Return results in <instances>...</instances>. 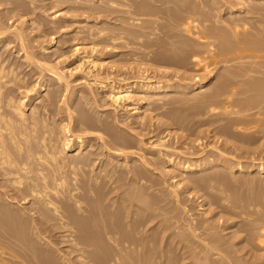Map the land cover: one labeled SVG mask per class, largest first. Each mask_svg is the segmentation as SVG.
<instances>
[{
    "label": "bare ground",
    "instance_id": "6f19581e",
    "mask_svg": "<svg viewBox=\"0 0 264 264\" xmlns=\"http://www.w3.org/2000/svg\"><path fill=\"white\" fill-rule=\"evenodd\" d=\"M73 1H74L73 5H71L67 9L68 10L67 15H69L70 13L74 14V15L72 14L71 18L66 19L67 15L65 17V14H66L65 12H64L65 14L63 16V12H57L56 11L55 13L52 14V19L48 20L46 22L47 24L42 20L43 21L42 23L45 27L47 25L49 28L52 29V31H53L52 34L53 33L58 34L57 32H62V30H64L65 27H67L68 25H72V22L75 21L73 18L76 17V14L78 16L80 15V17L85 16V19L80 21L82 24H84V22H87L86 20H88L91 17H92L91 19H94V20L95 19L101 20L104 17L110 18V16L111 17L113 16V18H114L113 14H115V13H118V15L119 14H122V15L127 14V17L129 16V18L126 17L127 22H128V20H130L131 21L130 23L134 24L137 22L139 24L140 21L142 20L143 16H145V18H147V17H152L155 15L153 13L155 11L152 12L153 9L150 10L151 9L150 8L151 3L147 2V0H98L96 3L97 5H95V4L89 5L88 4L89 2H86L88 0H73ZM149 1L151 2V0H149ZM174 1L176 2V0H174ZM191 1H193V0H191ZM231 1H228V3H230ZM235 1L236 2L240 1L239 3L234 2L235 3L234 5H237V4L241 5L240 7H242V8L244 6V9L246 12L244 10L242 12V9L240 11L234 10V7L237 8L238 5L234 6L233 3H231V5L227 9L226 15H231L232 17H234V15H236L237 13H239L241 15L243 13H250L253 16L254 15L257 16V18L259 16L264 18V4H263L264 0H235ZM23 2L24 1H22V0H0V7H2L3 5H6V8H3V9L1 8V10H0V51H1V49H5V48L8 50V47H10V45L15 44L11 50H13L14 48L17 49L18 50L16 52L17 55L21 53V55H22L21 59H23V63L22 62L21 63L10 62L8 60V58H3L2 56H0V250L3 253L2 255L0 254V264H2V263L6 264L7 262L9 264H13L12 262L10 263L9 260L6 261L2 258V256L9 257V255L8 256H7V254L5 255V253H6L5 251L7 249L9 250V251L7 250V253L10 252L11 253L10 256L13 257V258L10 257V261L13 259L16 260V261H13L14 264H171L173 261L171 262L172 258L170 260L171 254H169L168 249L166 248L167 246L165 247V246L161 245V243L164 241L163 240L164 235L168 231L170 226L164 225L165 226L164 227L162 225L163 228H161V230H159V231H158L159 228L156 229L157 231H155L154 230L155 227H154L153 228L154 232L152 231V227L150 226V224L153 225L152 223L156 222L155 220H157L156 219L157 215H155L154 211L157 212L156 210L158 209V207H157L154 210L153 205L158 206L160 204L158 203L159 200L157 203H153V202H150L151 199L150 200L147 199L146 196H147L148 190H151L153 188L150 185L152 182L151 183L148 182L149 185H146L145 183H147L148 180L144 177H147V176H144L145 174H143V172H142L143 170L142 171L140 170L141 168L140 169L137 168L140 166L142 167V165H144V166L146 165V167L149 166V165L145 164V163H149V161L147 162V160H146L147 159L146 157H148V156H146V157L144 156L145 158H143L141 155H139V157L140 156L142 157V158H140V160L143 159L144 162L141 161L142 165L140 163V166H137L139 163L136 165V162H138V161H136V157L133 156V155H135V153H132L134 151V147L132 144L133 142L130 140L129 137H128V139H129L128 140L125 138V136H122V135L120 136L118 134L119 132L117 133L115 131L116 129H118V127L115 128V125H114L117 122L116 120H115V123L112 121L109 122L107 119L104 120L103 117H102L103 119L101 118L102 120H97V121L92 120L91 118H89L87 116V114L85 112L86 110L84 112H82L81 110L84 108H82L80 110L79 106H77V107H79V109H77L76 111L80 110V112H77L78 113L77 116L73 115L74 106L71 104L73 106V107H71L70 104H68L70 102V100L67 103V99L65 97L66 95L64 96V92H63V91H68V89L71 88L70 82L68 81L67 76L65 74V69L67 68V66L66 67L61 66V65H63V63H65V64L67 63L66 53L69 52L70 49L68 51L66 50L67 52H65V50H63V49H59V50L54 49L55 51H52V48L55 47V46L54 47L51 46L52 44L55 43L54 34L51 36L50 44L48 47L41 46L42 42H40L41 44L36 45V41H39L37 39L39 37V36H37V34L30 42V40H29L30 38L28 37L29 35L27 36V34H25L26 29L23 30V29H20V27L17 28L15 26V24L17 23V26H19L18 22H17L18 20L17 21L14 20V22L12 20L14 18L16 19V17H18V19L21 20L25 16L27 17L28 15H32V13H35V11H36V10L34 11V7H35V9L38 8L35 6L33 1L30 2L29 5H27L26 3H23ZM156 2H159V0H157ZM171 2H172V0L169 3H171ZM175 2H172V3H175ZM186 2L193 4V2H189L188 0ZM91 3H92V1H91ZM177 3H178V1H177ZM196 3H197V1H196ZM163 4H164V2H163ZM181 4H182V2H181ZM181 4H177L175 6L179 7ZM213 4L217 5V3H215V2ZM260 4L261 5L263 4V5L261 6ZM8 5H11V8H8ZM167 5H168V2H167ZM167 5L164 4V6H167ZM222 5L224 6V4H222ZM26 6H27V8H26ZM148 6H150V7L147 8ZM188 6L190 7V5H188ZM156 7H158V6H156ZM162 7H163V5H162ZM181 7H185V5L181 6ZM219 7H220V5H219ZM167 8H169V7H167ZM221 8H217V10L216 9H214V10L218 11L220 14V12L222 11ZM166 9H165V11L164 10L163 11L166 12ZM182 9H184V8H182ZM186 9H187V7L185 8V10ZM44 10H42V11L44 12ZM168 10H167V15H166V13L161 11L162 15L164 13L168 17V15H169ZM192 10H193V7L191 9V12H192ZM188 11H189V9H187L184 12L188 13ZM120 12H122V13H120ZM161 12H159V13H161ZM174 12H176V11H174ZM174 12H173V15H174ZM180 12H182V11H180ZM45 13H46V11H45ZM159 13L157 12V15H159ZM189 13H190V11H189ZM170 14H172V13H170ZM219 14H218V16H219ZM221 14H222V12H221ZM172 16H170L169 18H171ZM178 16H180V18H182V22H180V23L182 24V27H183L182 28L179 24L178 26H180L182 28L179 31L184 30L185 31L184 33H187V35H190L192 38L194 37L193 39L195 41L192 38L189 39L190 36L188 37V39H186L185 36H187V35L186 34L183 35L184 40L186 39L187 41L182 40V47L178 48L179 51H177V48H176V51H175V49L173 51L172 50L173 46H171L172 49L169 48V49L164 50L163 47H165L167 45V42L163 41L164 43H166V44H164L162 41H158L159 38L157 39V41L156 40L151 41V42L147 41L148 43L151 44V46L153 45L152 48H154V45L158 47V49L156 51H153L154 56L153 57L151 56L152 57L151 60L156 62V63L167 64V67H168V64L172 65L173 61L175 62L176 59H178V61H179V60L183 59V56L185 58L184 61L182 60L179 63H181L180 65H182V62H183V64H185L184 62H186L185 60H187L186 58L188 57V58L193 59V61H195L196 67H201L203 69V71L208 72L210 74V76L213 75V74H211L213 71L212 70L213 66L216 67L219 62H221V61H226L227 63L232 62L231 60L233 58H231L230 60L225 58L228 55H229V57L232 54H233L232 55L233 57L236 55L235 57L238 58V60H240V59L241 60L245 59L246 61L249 59H250V61L253 60L252 62L249 63L250 64L249 66L245 65L246 66L245 67L244 65H242L243 66L242 67L241 65H239V66H241V67H238L239 69L236 67L238 69L237 71L239 73H240V71H239L240 69L243 68L242 70H244V71H241L240 75L236 74L238 72L235 73V71H233V74L235 73L236 76H234L235 74L234 75L232 74L231 68L229 66L228 67L226 66L227 68H230V73L228 72L229 71L228 70L227 71L228 74L226 75L224 82L222 80L223 84L220 87V84H221L220 83L219 84L220 89H219V87L217 89H219L218 91L221 90V92H223V90H225V88H228L229 85H231V87H232V88H230V86H229L230 91L228 90L230 92L229 93L230 96L227 95L225 91L223 92V93H225V95L228 96V99H226L227 100L226 103H223L224 106L223 105L221 106V107H224L221 109H225L222 111H224V113L226 111L225 114H227L229 116V113L231 111L227 112V111H229L227 109H228L230 104H232L233 108L238 107V106L240 109L242 108L243 105L241 103L242 102L241 99H236V98L234 99L233 98V103H230V102L232 101L231 99H232L233 95L234 96L237 95V91L241 88V85L240 86H238V85L241 84L245 80L244 76H247V78H248V76H250V78H248V80L246 78V80L248 81L247 85L249 84V81H251V84L253 86H249L250 87L249 89L247 88L248 91L245 93L246 97L243 96L244 98H246V100L244 99L243 102H248L250 100L253 102L252 97H255V99L257 98V102L260 100V102H259L260 105H258V103H254V102H253L254 103L253 105H255V104L258 105V106H256V108L257 109L259 108V110L257 111V109H255L256 110V112H255L254 109L253 110L251 109L252 111L255 112V114L252 115V113H251L250 116H249V114H247L249 118L244 116L246 114H242L244 117L242 115H238V113L239 114L241 113L239 111L236 114L234 112H231V114L234 113L235 116L236 115L239 117L242 116V118H237L234 116H233L234 118L229 117L230 118L228 120L229 123H228V126H226V128L229 129V125H230V127H236L237 128L236 130L242 131L243 133L240 132L241 134H239V135H240V137H242L241 138L242 141H245L248 144H252V143H255L257 141L259 142V140L264 141V139H263V137H264V118H263L264 117V62H261L262 60L259 62L257 61L258 59L264 60V53H263L264 52V46L258 47V48L256 47L255 49H253L250 47V41H247V40L243 41V39H241L242 43L234 41L235 43L240 44V47L237 45V47H239V48H237V49L235 48L236 51H234V52H231V50L235 47V45H236L235 43H234L233 47L231 46L232 47L231 50H229V44L228 45L226 44V46H225L226 48L223 47V48L219 49V47H220L219 45L216 44L217 45V47H216L214 42L212 43V41H214L212 39L216 34L215 30H213L214 28L213 29L209 28V29H211L210 33H206L205 30L204 31L201 30L202 25L200 23L201 22L206 23V21H207L206 18H205L206 20L200 22V21L192 18V17L195 18L194 14L192 15V17H190V16L188 18L186 17L187 19H185V16L181 17L180 14ZM178 16L175 15V17H177V19H178ZM199 16H200V14H199ZM206 16H207V14H206ZM212 16H213V13H212ZM253 16H252V18H253ZM116 17H118V16H116ZM139 17H141V18L139 19ZM240 17H242V19L237 18V17L232 18V19H227L229 17L226 18L225 16L223 18L224 21H227V22L229 21L230 23L234 24L232 26V25H229L230 23H227V25L232 26V27H230V30L233 31V33H231V34L234 35V40H236L237 36H239L240 34L242 36V33H244V34H246V36L251 35V37L252 36L255 37L256 38L255 40L257 42L258 41H264V32H263L264 29L262 27L263 26V22H262L263 19H261L262 23H260V26L262 27L263 30H261L260 26H259V28L257 26H254V30H252L253 32L250 31V33H249L248 29H250V28H248V27H252L251 26L252 24L250 23L251 21L247 22L244 20H246V19L249 20L252 18H249L250 15H248L247 17L245 16V18L243 17V15ZM123 18L124 17L122 16L121 19H123ZM126 18H125V20H126ZM209 18H210V16H209ZM211 18L213 19V17H211ZM215 18H216V16H215ZM149 19H152V18H149ZM160 19L161 18H159V20ZM254 19H252V20H254ZM24 20H26V18ZM24 20H23V22H24L23 25L31 22V24H30L31 26H29V30L30 29H31V31L36 30V32L40 33L41 23H40V25H38L37 27L34 28V26L36 24L35 19H31L30 21H28V20L24 21ZM175 20H176V18H175ZM180 20H178V21H180ZM218 20L219 19H217V20L214 19L213 21H218ZM10 21L13 23H11ZM141 22H143V20ZM170 22H172V21H170ZM207 22H209V21H207ZM147 23H149V20ZM152 23H153V21H152ZM252 23H253V21H252ZM174 24L172 25L173 27H175ZM87 25H89L88 26L89 28L85 27ZM87 25L85 24L83 26L86 29L84 28L83 29L84 31L81 32L84 34L83 38L85 40H83V41H86V42H87V40L90 41V39L93 40L94 38L95 39H101V40L106 39V41L108 40V43H110L109 41H111L112 43H114L116 41L120 42L121 40H124L123 36L125 33H126V35H128L127 32H129V35L131 34L130 33L131 31H128L125 28L124 29L127 30V32L123 33L122 29H121L122 31L118 29L119 32L121 31V33H117L118 30L116 31L114 29V31H116V33H115L113 31L112 32L109 31V28L111 27L110 25H109L110 27L108 29L105 28L106 26L102 27L101 24H100L101 27H96L94 24L92 27L91 26L92 24L90 25L88 23H87ZM143 25L144 24H142L141 26L144 29L145 27ZM147 25H149V24H147ZM162 25H164V24H162ZM203 25L205 26V24H203ZM167 26L170 27L171 25L167 24ZM178 26L176 24V27H178ZM204 26H203V28H204ZM153 27H155V26H153ZM165 28L167 29V27H165ZM51 29H49L48 31L50 32ZM155 29H157V28H155ZM163 29H164V27H163ZM168 29H171V28H168ZM80 30L81 29H79V31ZM175 30H178V29L175 28ZM48 31L44 29V31H42L41 33L45 36V33ZM206 31H209V30H206ZM43 32H45V33H43ZM172 32L173 31H171L169 34H171ZM79 33L80 32H77L75 34V36H79L80 35ZM133 33L135 34L136 31ZM142 33L143 32L138 34L140 39L143 38L140 36V34H142ZM219 33H220V31L218 32V35H219ZM166 34H168V33H166ZM174 34H175V32H174ZM174 34L167 35L168 38H166V39H168V40L172 39L173 40L176 37H178L177 35H174ZM132 35H130V36L132 37ZM146 35H147V33H146ZM148 35L150 36L151 34H148ZM157 35H159V34H157ZM218 35H217V37H219ZM224 35H226V34L224 33ZM227 35H229V36H227V38L232 37V35L230 36V33ZM62 36H64V35H62ZM82 36H81V38H82ZM220 36H221V34H220ZM126 37L127 36H125V38ZM136 37H138V36L136 35ZM221 37L224 39L223 36H221ZM86 38H89V39H86ZM128 39H127V41H128ZM208 39H210L212 41L209 43H205V41ZM231 39H233V38H231ZM246 39H248V38H246ZM168 40H166V41H168ZM226 40H225V42H226ZM95 41H97V40H95ZM172 42H170V43H172ZM176 42H177V40H176ZM67 43H69L68 40H67ZM99 43L100 42H98V44ZM125 43L126 42H123V45H125ZM180 43H181V41H180ZM229 43H230V45L233 44V43L231 44V41ZM37 44H38V42H37ZM121 44L122 43H120V45ZM144 44H146V43H144ZM174 44L176 46V44H178V42L174 43ZM257 44H259V43H256L255 45H257ZM109 45H112V44H109ZM195 45H200L201 47L203 45L205 46V47L203 46L205 48V50H204V48L203 49L201 48V50L204 51V52L202 51L203 54L200 52L201 51L200 46L195 47ZM148 46H150V45H148ZM115 47L117 48L118 46H115ZM129 47H130V44H129ZM140 47H141V45H140ZM198 47H199L200 55L198 54V51L195 50ZM252 47H253V45H252ZM148 48H146V49H148ZM161 49H162V51H160ZM80 50L81 49H79L78 47L73 49V52H74L73 54L74 55L77 54L78 52H80ZM84 50L86 51V48ZM140 53H142V52H140ZM201 54H202V56H201ZM138 55L140 56V54H138ZM150 55H153V54H150ZM139 56H138V58H139ZM91 58H94V57L87 55L86 57L80 58L81 63L80 62H77V63L78 64L80 63L81 67H82V64H86V61L90 62L92 65L93 64L95 65L96 64L95 62H97V61H95L94 59H91ZM145 58H148L147 55ZM135 60H137V58ZM238 60L236 59V61H238ZM140 62L143 63V61H139V63ZM233 62H234V60H233ZM90 63H89V65H91ZM147 63H145V64H147ZM177 64H178V62H177ZM25 65L29 69L30 74L31 73L33 74L32 79L33 78L35 79L34 85L30 82L32 80H30L28 78L29 76H27V74H25L26 72L25 73L23 71L20 72L21 67L23 68ZM170 65H169V68H171ZM68 66H69V64H68ZM83 67H82V69H83ZM27 68H24V69L27 70ZM162 68L165 69V67L161 66V69ZM82 69H81V71H82ZM168 69H166V70H168ZM178 69H180V68L178 67ZM220 70H222V69H220ZM90 71H91V68H90ZM90 71H87L86 74L90 75ZM176 72H178V71H176ZM253 72H255L256 76H260V77H255V75L251 76L254 74ZM45 73H47V74L44 76ZM249 73H251V75H249ZM175 74H177V73H175ZM183 74H184V72H183ZM221 75H223V73ZM237 75L240 77H238ZM184 76H185V74H184ZM242 76L244 78H242ZM48 77H49V79H48L49 84H50V81L52 84L47 86V85H45V82H46V84L48 83L47 82ZM105 77H106V75H105ZM236 77H238L240 80H241V78L244 80L241 83L239 80H238L239 82L237 81V83H235L236 79H238ZM179 78H181V77H179ZM94 79L95 80H93L94 81L93 84H96V83L103 84V82L106 83V81H108V78L107 79L106 78L101 79V76H96ZM195 79H196V77H195ZM39 80L40 81L42 80V83H40ZM141 80L142 81L139 84L137 83L136 86L135 85L131 86V84L130 85L124 84V86L122 85L120 87L118 86V88L117 87L115 89L113 88V91H111V97H112V100H113L112 102L114 103V105L119 106L122 102H125L128 100L130 101V99L134 96V95L132 96V94L134 92L143 94L146 97V95H149V94H164V93H168V92H181V91L183 92L184 90H187V89L189 90V89L193 88L192 86L189 88H184L183 86H176V85L174 86V85L164 84V83H162V84L159 83L156 86H154V85H152L153 84L152 80L149 79L148 77L142 78ZM200 80H201V78H200ZM234 80H235V82H234ZM197 81H196V84H197ZM121 82H122V80H121ZM161 82H162V80H161ZM198 83L202 84L205 82L199 81ZM201 84H198L197 86H195V88H193L192 91L198 89ZM244 84L242 83L243 88H245ZM37 86H40V88L41 87H48V89H49L48 94H51V96L48 97V105L46 106V104H45V106H44L45 107L44 110H47V112L42 113V112H40L38 106H33V104H31V109L29 108L31 112L29 113L30 115H28L27 107H28V104H30V102H31V101L29 102L28 98L30 95L33 94V92L38 93V92H36ZM98 86H99V84H98ZM13 87H15V88H13ZM15 90L16 91L24 90V92L22 93V91H21L22 94H20L21 96L18 97L14 94ZM218 91H217V93L219 94L220 92H218ZM242 91H243V89H242ZM249 92L251 93L250 94L251 96L247 97ZM61 94H63L62 96H64L63 99H61V97H62V96H60ZM239 94L243 95V92L239 93ZM78 95H80V94H78ZM212 96H215L214 99L216 100L217 96L215 94H213ZM208 97H209V95H208ZM219 97L222 99L223 95L221 97L219 94ZM219 97H218V100H219ZM236 97H240V96H236ZM258 97H260V98L258 99ZM32 98H30V99H32ZM83 98H84V96H83ZM83 98L81 100H83ZM38 99H39V97L35 98V100H38ZM59 99H61V100H59ZM70 99H72V98H70ZM73 99H72V101H73ZM221 99H220V102H221ZM57 100H59V102L63 100V102L65 103V106L64 105L63 106L66 109L62 108V106H61V108L64 109V111H65V112L62 111V113H66V111H67V116H66L67 118L64 120V121L67 120V123H66V125L62 124L64 122L63 121L62 123L57 125V127L56 126L53 127L55 124L54 125L51 124L50 122H48V120H46V118L49 115V118H51L53 116L52 119H54L57 115H60L59 114V113H61L60 109H59L60 112L58 114H55L57 112L54 111V110H56L55 108L59 105ZM132 100H133V98H132ZM26 101H27V103H26ZM234 101H235V103H234ZM249 103H251V102H249ZM225 104H229V105L226 107ZM245 104L248 105V103H245ZM200 105H202V104L200 103ZM251 105H250V108H251ZM211 106L213 107L214 105L211 104ZM211 106H209V110H210ZM75 107H76V105H75ZM244 107H245V105H244ZM217 108H218V106H217ZM246 108H243L244 112H248L247 111L248 109L246 110ZM253 108H254V106H253ZM206 109H208V108H206ZM137 110H139V109H136V111ZM214 110H216L215 107H214ZM42 111H43V109H42ZM233 111H235V110H233ZM249 112H250V110H249ZM221 113H219V116ZM216 116H218V114H216ZM222 118H224V117H222ZM99 119H100V117H99ZM108 119H109V117H108ZM227 119L228 118H226V120ZM62 120H63V118H62ZM49 121H50V119H49ZM226 125H227V123H226ZM224 128H225V126H224ZM227 129L224 130L225 133H226ZM216 130H217V128H216ZM221 130L222 129H220V132H221ZM227 137H228V135H227ZM233 140H236V139H232V142H233ZM93 141H95V142L98 141V147L91 145V143ZM137 141H138V139H137ZM75 142L77 143L76 145H75ZM160 142H161V140H160ZM158 144H159V141H158ZM158 144H157V146H159ZM234 144H235V142H234ZM244 145H247V144H244ZM259 145L261 146V143L260 144L258 143L257 146H259ZM134 146H135V144H134ZM140 146L141 145H139V147ZM89 147H91V148L96 147V150L85 152ZM132 147H133V149H132ZM162 147H164V145H162ZM259 147H256V148H259ZM263 147H264V144H263L262 148ZM143 148H144V150H146L145 147H143ZM136 149H138V148H136ZM139 149H141V148H139ZM215 149L217 150V148H215ZM97 150H99L100 152L97 153ZM256 150H258V149H256ZM256 150H254L256 152L255 154H258ZM128 151H132V152L130 153ZM70 152H72V153L76 152V154H73L70 156V154H69ZM259 152H261V151L259 150ZM252 153H254V152H252ZM218 154H223V153L219 152ZM259 154H262V153H259ZM142 155H144V154H142ZM170 155H172V154H170ZM131 156L133 157V160L130 159L132 161L128 162L127 159L130 158ZM164 156H166V155H164ZM173 156H174V154H173ZM219 156H221V155H219ZM222 156L217 158L216 160H213V161L212 160L211 161L206 160L205 161L206 163L204 162L201 164H199V163L193 164V161H191L192 163L191 162L183 163L184 161L181 163L180 161H177V157L175 156L176 160L173 159L174 157H171L170 163L174 168L181 170V176H185V177L188 176L189 180H190V177H192L193 178L192 181H194V175L195 176H197V174L203 175V173H205L209 170L215 169V167L227 168L231 173L235 174L236 178L233 177L235 179V181H237L236 179H238L237 177L239 174L245 175L246 176L245 178H247L248 175L249 176L250 175L251 176L252 175H256V176L259 175L260 177H262V175H264V162L263 163L261 162V164L259 163V165L257 164V166H255V165L250 166L251 164L247 165V166H245V165L243 166L240 163L236 164L234 162L235 164H233V163H231L232 161H230L231 159H227V158L222 157ZM121 157L124 160V162L122 164H120L119 168H126L125 171L118 170V168L116 167L117 165H115V162L116 163L120 162L118 160ZM104 158H109V160L107 161V159L105 160ZM98 160H99V163L103 162V164H105V166L101 165V167H100L99 166L100 164L97 163ZM151 161H152V163H149L151 165V166H149L150 168H152V166L155 165V162H153L152 159H151ZM134 164H135V166H134ZM118 166H119V163H118ZM146 167H145V169H146ZM99 168H100V170H99ZM127 168H129V170H127ZM215 171H217V169ZM222 171H224V169ZM146 172H149V171H146ZM220 172L218 173V175H220ZM144 173H145V171H144ZM163 173H165V172H163ZM175 173H176V171H175ZM177 173L180 174V172H177ZM227 173H229V172L226 171V174ZM129 174H131L129 181L131 180L133 182H136L137 184H139L141 186V188L144 187V188L148 189L151 186L150 187L151 189H148L146 192V196H145L146 198L144 196H142L141 193L139 194V192L137 191L139 189H132V191H131L130 188H132V182L130 184L131 185L130 188L126 187L128 189L126 191H129V189H130L131 192L129 191L130 193L127 196H125V197L123 196V195H125V193L123 192L125 186L123 188L122 185L127 183L126 181L128 179L126 177L129 178ZM214 174H217V173L215 172ZM116 175H118V176H116ZM230 175L232 176L233 174H230ZM181 176L179 175V177H177V178H180ZM223 177H225V176L223 175L222 178ZM254 177L255 176H253L251 178L253 179ZM166 178H163L164 181ZM209 178H214V177L210 176ZM241 178L243 181L244 180L243 176ZM188 179L185 178L184 180H188ZM234 179H233V181H234ZM123 180L124 181L126 180L125 181L126 183L122 184ZM214 180L216 181V179H214ZM219 180H222V179H219ZM246 180L250 181V178H249V180L248 179H246ZM120 181H121V183L118 184ZM129 181H128V183H129ZM149 181H151V180H149ZM158 181L159 180H157L156 182H158ZM164 181H163V183L162 182H160V183L164 184ZM196 181H197V177H196ZM201 181H203V180L201 179ZM201 181H199V183ZM207 181L209 182L208 179H207ZM213 181L211 182V179H210L211 183L210 182L209 183L211 185L215 184V183H213ZM223 181L224 180H222V182ZM262 181H263V177H262ZM177 182L179 184V185L178 184L177 185L180 187L181 182L180 183H179V181H177ZM194 182L192 184H194ZM237 182H234V183H236V185H238L239 183H237ZM166 183L164 185H169L168 181ZM216 183H219V182H216ZM228 183H226L227 187H229L228 185H230V183H232V181L229 184ZM156 184L159 185L158 183H154L153 186H156ZM242 184H244V183H241L239 185H242ZM134 185L136 186V184H134ZM248 185H250V184H248ZM259 185H260V183H259ZM197 187H198V185H197ZM232 187L233 186H231V188ZM240 187L242 188V186H240ZM243 187H245V186H243ZM135 188H138V185ZM174 188H173V190H174ZM217 188H218V186H217ZM222 188L224 190H226L225 187H222ZM231 188H230V190L232 191L233 188L232 189ZM248 188H250V187H248ZM143 190H141V191H143ZM173 190H171L170 192H172ZM177 190H178V188H177ZM172 193H175L174 194L175 196L173 194H172V196L176 197L175 199H177L178 198L177 191L172 192ZM226 193H228V188H227V192L225 191V195H226ZM148 195L150 197V195H152V194H148ZM234 195H235V193H234ZM222 196H220L219 199L222 198L221 200L224 201L225 203L228 202L227 204L230 203L229 200H231V199H229V198L230 197L233 198L232 196L227 197V198H226V196H225V198ZM163 199H165V198H163ZM242 199H244V198H242ZM178 200H179V198H178ZM162 202H164V201H161V203ZM254 202H255V200H254ZM219 203H217V205ZM225 203H223V204H225ZM233 203L236 204L234 201H233ZM242 203H243V201H242ZM245 203H247L246 200H245ZM248 203L246 204L247 206H248ZM252 203H253V201H252ZM231 204H232V202H231ZM237 204H238V202H237ZM251 205H250V207H253ZM253 205H254V203H253ZM258 205L256 206V204H255V207H257L256 210H258V209H260V207H262L260 203ZM240 206H239V209L237 208L238 209L237 211L240 210V208H241ZM224 207H226V204ZM229 207H227V208H229ZM232 207H231V209H232ZM131 208H133V210H131ZM186 208L187 207H185L184 210H186ZM235 208L236 207H233V209H235ZM243 208L245 209V207H243ZM231 209H230V211H232ZM246 209H248V208L246 207ZM138 210L141 213H137L136 211H138ZM241 210L243 211V209H241ZM241 210H240V212H241ZM256 210H254V211H256ZM230 211H227V212L229 213ZM249 211H252L251 213H253V208H252V210L248 209V212ZM260 211H259V213H260V215H262ZM263 211H262V213H263ZM158 212H161V211L158 209ZM162 212H163V210H162ZM164 212H165V210H164ZM224 212L225 211H223V213ZM244 213L247 214L246 212H244ZM164 215H165V213H163L161 216H164ZM238 215H239V213H238ZM238 215H237V217H238ZM243 215H241V216H243ZM247 215L249 216L250 214H247ZM253 215L255 216V218H254L255 220L259 217L258 216L259 214L257 215L258 217H256L255 212L253 213ZM248 216L246 218H243V220L248 219L249 218ZM251 216L252 215H250V217ZM190 217L192 218L191 215L188 218H190ZM244 217H245V215H244ZM157 218H160V217H157ZM164 218H165V216H164ZM176 218L178 220V217L171 218V222L173 219L176 220ZM180 218H182V217H180ZM263 218H264V216H263ZM169 219H167V221H166L168 224L171 223L170 221H168ZM182 219H184V218H182ZM192 219H189V223H187L186 227H188V228H186L185 226L181 227L182 226L181 224H180V227L183 229L186 228L189 231L191 229V231L189 233L195 236L193 239L199 238L201 242L205 243V245H203V246H206L207 248L205 247V249H203V247H201L203 249V251L201 249L199 251L200 254H194V252H193V254H190V252H192V251H190V249H189L188 254L191 255L189 257H192L193 259L195 258V261L192 259L191 262L194 261L196 263L197 262L196 258L203 257V256H201V254H203L205 256V260H206L208 257H210L209 254L212 252H213V256L217 257V259L220 261V264L223 262V260L226 263H222V264H236V263L241 264V262L243 263V261H241V260L247 259L248 257H250V259L246 260V262H249L250 260L252 261L249 264H254L253 261L264 262V253L262 252L264 250V219H262L263 221L259 220L260 222L261 221L262 222H261V225H259L260 227L257 226L258 228L256 229L257 230L256 232L254 231L252 226H251L252 229L248 228L250 232L247 236L248 237L250 236L249 244H250V247L252 246V248L249 249L248 252H246V254L244 255L241 252V249H239V247H238L239 252H241V254H243L245 257L242 255L240 257H238L239 254L237 256L235 253H234L235 254V256H234L233 255L234 251H231L232 254H230V252L224 247V245L226 246L225 243H227V242L224 243V241H226V239L225 240L223 239L224 235L221 236V238H222L221 239L220 236L218 237L217 234H215L219 240L215 237V235H214L215 238L210 237L209 240H207L205 238L201 239V237L199 236L200 234H198V232L200 233V231H199L201 229L200 227H202V226L206 227V226L201 225L200 227H197L198 224L197 223L194 224L195 221H194V219L193 220ZM250 219H249V222H251ZM259 219H261V216ZM163 220H161L162 224L164 222ZM243 220H242V222H243ZM181 221L178 220L179 223ZM226 221H228V220H226ZM196 222H198V221H196ZM245 222H247V221H245ZM233 223H235V222H232V224ZM257 223H259V222H257ZM154 224H156V223H154ZM177 224L178 223H175L173 225H177ZM182 224H184V223L182 222ZM238 224H239V222H238ZM238 224L235 223L234 225L227 226V227H225V229L224 228L223 229L230 231L228 229L238 227ZM243 224H244V222H243ZM245 224H247V223H245ZM250 224H252L254 226L255 221L251 222ZM250 224H248V225H250ZM241 225L242 224L240 223V226ZM158 226L160 227V224ZM223 226H224V224H223ZM242 226L244 227V225H242ZM175 227H177V226H175ZM212 227H213V225H212ZM218 227H219V225H218ZM218 227H216V228L219 229L220 231H222L221 228H218ZM245 227L247 229V225H245ZM216 228H215V231H216ZM178 229L180 230V228H178ZM174 230H175V228H174ZM201 230H203V228ZM204 230H206V229L204 228ZM207 230L209 231V229H207ZM235 230L236 229L234 228V230H232V231L234 232ZM172 231H171V233H172ZM208 231H206V233ZM215 231L213 233L218 232V231H216V232ZM236 231H237L236 234L238 233L239 235L235 234V237L233 236L234 239H236V237L238 238V236H241V235L243 238V237H245L244 236L245 233H247V232H245L243 235L241 232L246 231V230L244 228L240 229V227ZM175 232H176V230H175ZM177 232L183 233V230H181V232H179V231H177ZM177 232L175 233V235L178 234ZM202 232H204V231H202ZM185 233L186 232H184L183 236H180L181 234L180 235L178 234L176 236V237H178L179 245L182 244V242L184 240H186V238H189V242L191 243L190 237H193V236H190V234L188 233L190 236V237H188L187 235H185ZM211 233H210V235L207 234L208 235L207 237L212 236ZM219 233L220 232H218V234ZM240 233H241V235H240ZM230 234L232 235L233 233L231 232ZM161 235H162V237H161ZM168 235L169 236L166 237L165 242H164V243H166V245L168 242L167 240L171 239V237H172L170 234H168ZM175 235L173 236V238H175ZM203 235H205V232ZM184 236L185 237L187 236V237L184 239ZM203 237H205V236H203ZM225 237H226V234H225L224 238ZM199 239H197L198 242H200ZM220 239H221V241L224 240V241H222L224 244H221ZM243 240L247 243L249 239L247 240L245 237V239H243ZM172 241H173V239H172ZM185 242H187V241H185ZM173 243L174 242H172L171 244L173 245ZM200 243H198L199 246L201 244H203V243H201V244ZM242 243H241V248L243 246ZM176 244H175V246H177ZM191 244H195V243H191ZM249 244H247V247H249L248 246ZM254 244H255V246H254ZM256 244L261 247V248L260 247H258V248H260L261 253H263V254H260V250H258ZM168 245H170V244H168ZM235 245H237V243ZM239 245H237V246H239ZM175 246H172V247H175ZM188 246H186V247H188ZM191 246H193V245H191ZM195 246H196V248H198L197 244ZM161 247L162 248L164 247V248L162 249ZM253 247H256L257 250L259 251V253H257L256 252L257 250ZM64 248H67L68 250H64ZM159 248H161L160 251H158ZM177 248L180 249L179 246ZM183 248H184V246H183ZM192 248L194 249V246ZM196 248H195V250H196ZM244 249L245 248H243V250ZM251 250H256L255 251L256 254H254V251H251ZM235 252H237V251H235ZM250 252H253L252 255L249 254ZM170 253H172V251H170ZM174 255H175V253H174ZM184 255H186V253ZM194 255H196V256L194 257ZM187 256L188 255H186V257ZM175 257L177 258L176 255H175ZM189 257H187V258H189ZM243 257H244V259H243ZM181 258L183 259L184 256L181 255ZM185 258L183 260H180V261L181 262L183 261V263H184V260H186ZM178 259H180V258H178ZM214 259H216V258H214ZM214 259L212 257V261H214ZM217 259H216V261H218ZM235 259H236V262H235ZM175 260H176V262H179L177 259H175ZM199 260H200L199 262H201L202 258L201 259L199 258ZM205 260L203 262H205ZM209 260H211V259L209 258L208 262H209ZM173 263H175V261ZM196 264H198V262ZM205 264H206V262H205ZM245 264H247V263H245Z\"/></svg>",
    "mask_w": 264,
    "mask_h": 264
},
{
    "label": "rangeland",
    "instance_id": "374dc122",
    "mask_svg": "<svg viewBox=\"0 0 264 264\" xmlns=\"http://www.w3.org/2000/svg\"><path fill=\"white\" fill-rule=\"evenodd\" d=\"M22 1H24L23 3H26L27 5H29V3L30 2H32L33 1V3L35 4V6L36 7H38V8H36L35 9V7H34V11H35V13H32V15H28L27 17L25 16L24 18H22L21 20L20 19H18V17H16V19L14 18V19H12L13 20V22H14V20L15 21H17L18 22V25L19 26H17V23L15 24V26L17 27V28H19L20 27V29H23V30H25V34H27V36L30 38H28L29 40H30V42H31V40L36 36V34H37V36H39L37 39L39 40V41H36V45H39V44H41L40 42H42V44H41V46H44V47H48L49 46V44H50V40H51V36L54 34V36H55V43L54 44H52L51 46H55L54 48H52V51H55L54 49H56V50H59V49H63V50H65V52H67L69 49H70V51L69 52H67L66 53V60H67V63L65 64V63H63V65H61V66H63V67H66L67 66V68L65 69V74H66V76H67V79H68V81L70 82V89H68V91H63L64 92V96L66 97V99H67V103L69 102V100H70V102L68 103V104H70V106L71 107H73L74 106V108H73V115L74 116H77V112H80V110L82 109V108H84V109H82L81 111L82 112H84L85 110V112H86V114H87V116L89 117V118H91L92 120H95V121H97V120H102L103 118H104V120L105 119H107L109 122H114L115 123V120L117 121L114 125H115V128H117L118 127V129H116L115 131L121 136H125V138L126 139H128V137L130 138V140L133 142L132 144H133V147H134V151L132 150L133 149V147H132V151H128V152H132V153H135V155H133L134 157H136V161H138V162H136V165L137 166H140V163H141V165H142V162L141 161H143L144 162V160L142 159V160H140V158H145L146 156H148V157H146L147 159V162L149 161V163H152V161H151V159L153 160V162H155V165H153L152 166V168H150L149 166H151L149 163H145V164H147V165H149L148 167H146V165L144 166V165H142V167L140 166V167H137V168H141L140 170L143 172V174H145L144 176H147V177H144V178H146L148 181H147V183L149 182V183H158L159 185H157L156 184V186H153V184L151 183L150 185L153 187L152 189L149 187L148 189H151V190H148V189H146V188H144V187H142L141 188V186L139 185V184H137L136 182H133V181H129V179H130V177H131V174H129V178L128 177H126L125 179L127 180H123V183L122 184H124V183H126V184H124V185H122L123 186V188H124V186H125V188H124V190H123V192L125 193V195H123L124 197L125 196H127L131 191H132V189H139V190H137L138 192H139V194L141 193V195L142 196H146V192H147V190H148V192H147V199L148 200H150L151 199V201L150 202H153V203H157L158 202V200H159V204L160 205H153V209L155 210L157 207H158V209L162 212V210H163V212L161 213V212H158V209L156 210L157 212H155L154 211V213H155V215H157V217H160V218H157L156 217V219L158 220H155L156 222H154V223H156V224H154V223H152L153 225H151L150 224V226L152 227V231H153V228H154V230L155 231H157L156 229H158V231L159 230H161V228H163V226L164 225H166V226H170V228L168 229V233L166 232L165 233V235H164V241L161 243V245L162 246H167L166 248L168 249V252H169V254H171L170 255V260H171V258H172V260H171V262L173 261H175V263H173V264H179L181 261L180 260H183L185 257H186V255H188L187 257H189V256H191V255H189L188 254V252H189V249H190V251H192V252H190V254H193V252H194V254H200V250L202 249L201 247H203V249H205V247L206 246H203V245H205V243L204 242H201L200 241V239L199 238H195V239H193L195 236L194 235H192V234H190L189 232L191 231V229H190V231L188 230V229H186V228H188V227H186L187 226V223H189V219H194V221H195V223L194 224H198V226L197 227H200L201 225H204V226H206V227H200L201 229L203 228V230H201L200 228V233L198 232V234H200L199 236L201 237V239H207V240H209L210 239V237H214V235L215 234H217V236L219 237L220 236V238H221V236L222 235H224L225 236V234H226V237L224 238V236H223V239L225 240L226 239V241H224V240H222V241H224V243L225 242H227V243H225L226 244V246L224 245V247L230 252V254H232V252L231 251H234L233 252V255L235 256V254L238 256V254H239V256L238 257H240L241 255L242 256H244L245 254H246V252H248V250L249 249H251L252 248V246L250 247V244H249V242H250V236L248 237L247 235L249 234V229L248 228H251L252 229V227H253V229H254V231L256 232L257 230V226H259V225H261V222L263 221L262 219H264L263 218V214H264V175H262V177H263V181H262V177H260L259 175H248L247 176V178H245L246 176L245 175H238V179H236L237 181L239 180L241 183H244V184H242V185H239V184H241L239 181L237 182V181H235V179L234 178H236L235 177V174L234 173H231L227 168H223L224 169V171H222L223 169L222 168H219V167H215V169H212V170H209V171H207V172H205V173H203V175H201V174H197V176H195L194 174V181H192L193 180V178L192 177H190V180L188 179L189 177L187 176V177H185V176H181V170L180 169H177V168H174L172 165H171V163H170V159H171V157H174L173 159H175L176 157H177V161H180L181 163L183 162V163H185V162H191V161H193V164H201V163H204L206 160L207 161H213V160H216L217 158H219V157H221L222 155V157H225V158H227V159H231L230 161H232L231 163H233V164H241V165H245V166H247V165H250V166H257V164L259 165V163L261 164V162L263 163L264 162V147L262 148V146H263V140H259V142L257 141V142H255V143H252V144H248V143H246L245 141H242V137H240V135L239 134H241V133H243L242 131H240V130H236L237 128L236 127H230V125H229V129H227L226 128V126H228V123H229V117H237V118H242V114H246V115H244V116H246L247 118H249L248 117V115L247 114H249V116H250V114L252 113V115H254L255 114V112H256V110L255 109H257L256 108V106H258V105H260L259 104V102H260V100L257 102V98L255 99V97H252L253 98V102L254 103H258V105H253L254 103L250 100V101H248V102H243V100L245 99L246 100V98H244V97H246V95H245V93L248 91L247 90V88L249 89L250 87L249 86H253L252 84H251V81H249V84L247 85V80H248V78H250V76H248V78H247V76H242V78H244V79H242L241 78V80L238 78V77H240V76H238V75H240L241 74V71H244V70H242V69H240L239 71H240V73L237 71L239 68L238 67H241L242 65H246V66H249L250 64V62H252V61H250V59L249 60H238V58H236L235 56V58L240 62H238V61H236V59L231 55L230 57H229V55L227 56V57H225L226 59H231V58H233L230 62L231 63H227L226 61H221V62H219L218 64H217V66L215 67V66H213V71H212V73L211 74H213V75H211L210 76V74L208 73V72H206V71H203V69L201 68V67H196V65H195V61H193V59H191V58H186L187 60H185L186 62H184L185 64H183V62H182V65H180L181 63H179V62H181L182 60L184 61V56H183V59H181V60H179L178 61V59H176V61L178 62V64H177V62L175 61H173V63H172V65H170V64H168V67H167V64H161V63H156V62H154V61H152L151 60V58L154 56V53H153V51H156L157 49H158V47L157 46H155L154 45V48H152L153 47V45L151 46V44L150 43H148L147 41H149V42H151V41H157V39H158V41H164V42H167V45L165 46V47H163V49L165 50V49H172V47L171 46H173V51H174V49H175V51H176V48H177V51H179L178 50V48H181L182 47V40L183 41H187L186 39H188V37L190 36V35H187V33H184L185 31L184 30H182V31H179V30H181L183 27H182V24L180 23V22H182V18H180V16H178L179 14L181 15V17H184L185 16V19H187L189 16L190 17H192V15L194 14V16H195V18L194 17H192L193 19H195V20H198V21H204V20H206L207 19V21H209V22H207L206 21V23H200L201 25H202V29L201 30H205V32L206 33H210V31H211V29H213V30H215V36L213 37V39L212 40H214V41H212V40H210V39H208V40H206L205 41V43H209V42H211L212 41V43L214 42V44H215V46L217 47V45H219L218 47H219V49L220 48H226L225 46H226V44L228 45L229 44V50H231L232 49V47L234 46V43L235 42H239V43H242V40L241 39H243V41L245 40H247V41H250V47L251 48H253V49H255L256 47L258 48V47H263L264 46V41H256L255 39V37H251V35H249V36H246V34H244V33H242V36H241V34L239 35V36H237V38H236V40H234V35L233 34H231V33H233V31H231L230 30V27H232L234 24L233 23H230L229 21L227 22V21H224L223 20V18H224V16L227 18V17H229V18H227V19H232V18H240V19H242V17H240V16H242L243 15V17L245 18V16L247 17L248 15H250V17L249 18H252V16L253 15H251L250 13H243L242 15L241 14H239V13H237L236 15H234V17H232L231 15H226L227 14V9H228V7L231 5V3H233V5L235 4L234 2H236L235 0L233 1H231V0H196L197 1V3H196V1L195 0H193V1H191V0H188L189 2H193V4L191 3H188V2H186L187 0H176V2L174 1V0H172V2H175V3H169L171 0H159V2H156L157 0H151V2L149 1V0H147V2H149V3H151L150 4V6H148L147 8H151L150 10H152V12L153 11H155V12H153L155 15L154 16H152V17H147V18H145V16H143L142 17V20H143V22H141L140 21V23L138 24L137 22V24L136 23H130L131 21L130 20H128V22H127V18H129V16L127 17V14H125V15H122V14H119L118 15V13H115V14H113L114 15V18L116 17V16H118V17H116L115 19L113 18V16L111 17L110 16V18L109 17H104V18H100L101 20H97V19H91V18H89L88 20H86L87 22H84V24H82L80 21H82V20H84L85 19V16L83 17V16H81L80 17V15L78 16L76 13V17H74L73 19L75 20L74 22H72V25H68L67 27H65V29L64 30H62V32H57L58 34H56V33H53L52 34V29L51 28H49L46 24V22L48 21V20H51L52 19V14L53 13H55L56 11L57 12H63V16H64V14H65V17H66V15H67V9L71 6V5H73V3H74V1L73 0H22ZM91 1H92V3H91ZM97 1L98 0H88V1H86V2H89L88 4L90 5H97L96 3H97ZM177 1H178V3H177ZM185 1V2H184ZM200 1V2H199ZM228 1H231L230 3H228ZM163 2H164V4H166L167 5V2H168V5L167 6H164V4H163ZM180 2V3H179ZM181 2H182V4H181ZM195 2V3H194ZM217 3V5H215V4H213V3ZM226 2V3H225ZM240 1H238V2H236V3H239ZM148 3V4H149ZM187 3V4H186ZM147 4V3H146ZM173 4V5H172ZM177 4H181L179 7H177V6H175V5H177ZM185 5V7H181V6H184ZM222 4H224V6L222 5ZM229 4V5H228ZM264 4V3H263ZM262 4V5H263ZM162 5H163V7H162ZM188 5H190V7L188 6ZM195 7H194V6ZM219 5H220V7H219ZM227 5V6H226ZM238 5V4H237ZM237 5H234V6H237ZM261 5V4H260ZM261 5V6H262ZM154 6V7H153ZM156 6H158V7H156ZM161 6V7H160ZM175 6V7H174ZM226 6V7H225ZM241 5H238L237 6V8L236 7H234V10H238V11H240L241 9H242V12H243V10L245 11V9H244V6H243V8L242 7H240ZM153 7V8H152ZM167 7H169V8H167ZM174 7V8H173ZM187 7V9H189V11H190V13H189V11H188V13L187 12H184V11H186L185 10V8ZM192 7H193V10H192V12H191V9H192ZM222 7V8H221ZM225 7V8H224ZM1 8L3 9V8H6V5H3L2 7H0V10H1ZM8 8H11V5H8ZM26 8H27V6H26ZM163 8V9H162ZM167 8V9H166ZM182 8H184V9H182ZM217 8H221V12H222V14H221V12H220V14H219V12L218 11H216L217 10ZM45 9V10H44ZM162 9V10H161ZM165 9H166V12H164L165 11ZM169 9V10H168ZM174 9V10H173ZM180 9V10H179ZM182 9V10H181ZM213 9V10H212ZM214 9H216V10H214ZM42 10H44V12L42 11ZM48 10V11H47ZM164 10V11H163ZM167 10H168V17L166 16L167 15ZM247 10V9H246ZM33 11V12H34ZM45 11H46V13H45ZM164 12V13H166V15L163 13V15H162V12ZM170 11V12H169ZM174 11H178L177 13L176 12H174ZM180 11H182V12H180ZM225 13H224V12ZM48 12V13H47ZM65 12V13H64ZM157 12L159 13V12H161V13H159V15H157ZM173 12H174V15H173ZM195 12V13H194ZM197 12V13H196ZM216 12V13H215ZM246 12V11H245ZM70 13V12H69ZM120 13H122V12H120ZM170 13H172V14H170ZM179 13V14H178ZM182 13V14H181ZM212 13H213V16H212ZM73 14V13H72ZM72 14L70 13L69 15H67V18L66 19H69V18H71L72 17ZM198 14V15H197ZM199 14H200V16H199ZM206 14H207V16H206ZM218 14H219V16H218ZM246 14V15H245ZM48 15V16H47ZM74 15V14H73ZM124 17L123 19H121L122 18V16ZM173 15V16H172ZM175 15L176 16H178V19H177V17H175ZM216 16V18L217 19H219L218 21H213L214 19L215 20H217L216 18H215V16ZM160 16V17H159ZM163 16V17H162ZM170 16H172L171 18H169ZM209 16H210V18L211 17H213V19L211 18H209ZM232 18H231V17ZM255 16V15H254ZM253 16V18L252 19H254V20H252V19H246V20H244V21H247V22H250L252 25V27H248V28H250V29H248V31H249V33H250V31L251 32H253L252 30H254V26H257L258 28H259V26H260V23H262L263 22V29H264V18L263 17H261V16H259L258 18H257V16H255L254 17ZM51 17V18H50ZM127 17V18H126ZM187 17V18H186ZM200 17V18H199ZM26 18V20H24ZM30 18V19H29ZM107 20H106V19ZM118 18V19H117ZM125 18H126V20H125ZM141 17H139V19H140ZM149 18H152V19H149ZM159 18H161L160 20H159ZM168 18V19H167ZM175 18H176V20H175ZM204 18V19H203ZM206 18V19H205ZM31 19H35L36 20V24H35V26H34V28L35 27H37L38 25H40V23H41V30H40V33L39 32H36V30L35 31H31V29L29 30V26H31L30 24H31V22L30 23H28V24H25V25H23V20L24 21H30ZM121 19V20H120ZM170 19V20H169ZM172 19V20H171ZM181 19V20H180ZM184 19V18H183ZM203 19V20H202ZM261 19H263V21L261 20ZM46 23H44L45 25H46V27L43 25V21ZM147 20V21H146ZM148 20H149V23H147L148 22ZM157 20V21H156ZM162 20V21H161ZM165 20V21H164ZM167 20V21H166ZM169 20V21H168ZM178 20H180V21H178ZM257 20V21H256ZM99 21V22H98ZM126 21V22H125ZM152 21H153V23H152ZM156 21V22H155ZM159 21V22H158ZM170 21H172V22H170ZM222 21V22H221ZM243 21V22H244ZM252 21H253V23H252ZM262 21V22H261ZM11 22V21H10ZM13 22H11V23H13ZM151 22V23H150ZM165 22V23H164ZM256 22V23H255ZM38 23V24H37ZM87 23L88 24H92L91 26L93 27V24L96 26V27H101V25H102V27H105L106 29H108L110 26L112 27H110L109 28V31L110 32H115L116 33V31L119 29V30H121L123 33H125V32H127V30L128 31H131L130 33V35H132V37L129 35V32H127V34L128 35H126V33L124 34V40H119L120 42H114V43H112L111 41H109L110 43H108V40L106 41V39L104 40H101V39H93V40H91L90 39V41L89 40H87V42L86 41H83V40H85L83 37H84V34L83 33H81L82 31H84L83 29L86 27V28H89L88 26L89 25H87ZM155 23V24H154ZM175 23V24H174ZM215 23V24H214ZM227 23H230L229 25H232V26H229V25H227ZM22 24V25H21ZM71 24V23H70ZM77 26H76V25ZM87 25V26H85V27H83L84 25ZM101 24V25H100ZM106 24V25H105ZM142 24H144L143 26L145 27L144 29H143V27L141 26ZM147 24H149V25H147ZM162 24H164V25H162ZM167 24H169V25H171L170 27L169 26H167ZM174 24V26L175 27H173L172 25ZM176 24H177V26L180 24V26L182 27H180V26H178V27H176ZM203 24H205V26L203 25ZM208 24V25H207ZM219 24V25H218ZM226 24V25H225ZM11 25V24H10ZM28 25V26H27ZM44 27H43V26ZM110 25V26H109ZM140 25V26H139ZM161 25V26H160ZM214 25V26H213ZM90 26V27H91ZM94 26V27H95ZM148 26V27H147ZM153 26H155V27H153ZM203 26H204V28H203ZM72 27V28H71ZM76 27V28H75ZM83 27V28H82ZM151 27V28H150ZM163 27H164V29H163ZM165 27H167V29L168 28H171V29H166ZM227 27V28H226ZM262 27L260 26V28H261V30H263L262 29ZM28 28V29H27ZM32 28V27H31ZM45 30H49V29H51L50 30V32L48 31V32H43V33H45V36L41 33L42 31H44V29ZM81 29L80 31H79V29ZM85 28V29H86ZM127 29V30H125V29ZM155 28H157V29H155ZM174 28V29H173ZM175 28L176 29H178V30H175ZM180 28V29H179ZM209 28H211V29H209ZM216 28V29H215ZM219 28V29H218ZM43 29V30H42ZM78 29V30H77ZM114 29L116 30V31H114ZM143 29V30H142ZM147 29V30H146ZM173 29V30H172ZM220 31V33H219V35H218V30ZM232 29V28H231ZM119 30H118V32L117 33H121V31L119 32ZM133 30V31H132ZM173 31L171 34H169L171 31ZM175 30V31H174ZM206 30H209V31H206ZM136 31V33L134 34L133 32H135ZM178 31V32H177ZM231 31V32H230ZM77 32H80L79 34V36H75V34L77 33ZM141 32H143L142 34H140V36L141 37H143L142 39H140L139 38V33H141ZM152 32V33H151ZM174 32H175V34H174ZM263 32H264V30H263ZM48 33V34H47ZM146 33H147V35H146ZM166 33H168V34H166ZM182 33V34H181ZM224 33L226 34V35H224ZM230 33V36L232 35V37H229V38H227V36H229V35H227V34H229ZM41 34V35H40ZM148 34H153L152 36L150 35H148ZM157 34H159V35H157ZM172 34H174V35H177L178 37H176L175 39H171V40H168V39H166V38H168L167 37V35H172ZM187 35V36H185L186 37V39L184 40V36L183 35ZM220 34H221V36H223L224 37V39L220 36ZM223 34V35H222ZM43 35V36H42ZM62 35H64V36H62ZM74 35V36H73ZM83 35V36H82ZM136 35L138 36V37H136ZM143 35V36H142ZM162 35V36H161ZM217 35L219 36V37H217ZM244 35V36H243ZM60 36V37H59ZM81 36H82V38H81ZM125 36H127L126 38H125ZM146 36V37H145ZM148 36V37H147ZM181 36V37H180ZM77 37V38H76ZM136 37V38H135ZM146 39H145V38ZM217 37V38H216ZM226 37V38H225ZM243 37V38H242ZM129 38V39H128ZM138 38V39H137ZM181 38V39H180ZM192 37L190 36L189 37V39H191ZM194 38V37H193ZM192 38V39H193ZM231 38H233V39H231ZM246 38H248V39H246ZM252 38V39H251ZM86 39H89V38H86ZM127 39H128V41H127ZM144 39V40H143ZM152 39V40H151ZM164 39V40H163ZM229 41H231V44L232 45H230V41L228 42L227 40ZM66 42H65V41ZM67 40H68V42L69 43H67ZM95 40H97V41H95ZM143 40V41H142ZM166 40H168V41H166ZM176 40H177V42H178V44H176V46H175V44L174 43H177L176 42ZM194 40V39H193ZM192 40V41H193ZM225 40H226V42H225ZM252 40V41H251ZM135 41V42H134ZM174 43H173V42ZM180 41H181V43H180ZM195 41V40H194ZM204 41V40H203ZM208 41V42H207ZM220 41V42H219ZM235 41V42H234ZM37 42H38V44H37ZM57 42V43H56ZM94 42V43H93ZM98 42H100L99 44H98ZM123 42H126L125 43V45H123ZM131 42V43H130ZM163 42V43H164ZM170 42H172V43H170ZM202 42V41H201ZM222 42V43H221ZM97 43V44H96ZM120 43H122L121 45H120ZM136 45H134V44ZM138 43V44H137ZM144 43H146V44H144ZM203 43V42H202ZM239 43H235L236 45H235V47L231 50V52H234V51H236V49L237 48H239L240 47V44ZM253 43V44H252ZM256 43H259V44H257V45H255ZM109 44H112V45H109ZM114 44V45H113ZM128 44V45H127ZM129 44H130V47H129ZM164 44H166V43H164ZM170 44V45H169ZM173 44V45H172ZM217 44V45H216ZM15 44H12V45H10V47H8V50L5 48V49H1V51H0V56H2L3 58H8V60L10 61V62H19V63H23V59H21L22 57V55H21V53L20 54H18L17 55V49H13V50H11L12 49V47L14 46ZM107 45V46H106ZM138 45V46H137ZM140 45H141V47H140ZM147 45V46H146ZM148 45H150V46H148ZM237 45L239 46V47H237ZM252 45H253V47H252ZM86 46V47H85ZM115 46H118L117 48L115 47ZM123 46V47H122ZM128 46V47H127ZM135 46V47H134ZM197 46H200V45H195V47H197ZM204 46V45H203ZM201 47L200 46V50H201V48L203 49L204 47ZM232 46V47H231ZM79 48V49H81L80 50V52H78L77 54H73L74 52H73V49H75V48ZM139 47V48H138ZM149 47V48H148ZM228 47V46H227ZM86 48V51L84 50ZM146 48H148V49H146ZM236 48V49H235ZM138 49V50H137ZM152 49V50H151ZM67 50V51H66ZM140 50V51H139ZM146 50V51H145ZM195 50H197L198 51V54L200 55V52L202 53V51L203 50H201L200 52H199V47L198 48H196ZM204 50H205V48H204ZM84 51V52H83ZM144 51V52H143ZM160 51H162V49L160 50ZM221 51V50H220ZM90 52V53H89ZM92 52V53H91ZM94 52V53H93ZM140 52H142V53H140ZM204 52V51H203ZM69 53V54H68ZM82 53V54H81ZM84 53V54H83ZM150 53V54H153V55H148V54ZM264 53V52H263ZM92 54V55H91ZM138 54H140V56L138 55ZM203 54V53H202ZM202 54H201V56H202ZM92 56V57H94V58H91V59H94L95 61H97V62H95L96 64L94 65H92L90 62H87L86 61V64H82V67H83V69H82V67H81V61H80V58H82V57H86V56ZM134 55V56H133ZM137 55V56H136ZM142 55V56H141ZM146 55H147V57L149 58H145L146 57ZM173 55V54H172ZM176 55V54H175ZM97 58H96V57ZM138 56H139V58H138ZM150 56V57H149ZM152 56V57H151ZM204 56V55H203ZM142 57V58H141ZM190 57V56H189ZM68 58V59H67ZM137 58V60H135V59ZM177 58V57H176ZM146 59V60H145ZM191 59V60H190ZM65 60V59H64ZM233 60H234V62H233ZM262 60V61H261ZM69 61V62H68ZM139 61H143V63L142 62H140L139 63ZM258 62L259 61H261V62H264V60L263 59H258L257 60ZM77 62H80L79 64L77 63ZM149 64H148V63ZM227 64H226V63ZM236 62V63H235ZM247 62V63H246ZM85 63V62H84ZM88 63V64H87ZM89 63L91 64V65H89ZM145 63H147V64H145ZM177 65H176V64ZM191 63V64H190ZM194 63V64H193ZM234 63V64H233ZM246 63V64H245ZM68 64H69V66H68ZM156 64V65H155ZM231 64V65H230ZM161 65L162 67H165V69L164 68H162L161 69V66L159 67V66ZM166 65V66H165ZM169 65H170V67L171 68H169ZM239 65H241V66H239ZM229 66L230 68H231V70H232V74H233V71H235V73L236 72H238V73H236V74H238L237 76L238 77H236V78H238V79H236V82H235V80H234V82L235 83H237V81L239 80L240 81V83L242 82L243 84H244V87L245 88H243L242 86V83L241 84H239L238 86H240L241 85V90L239 89L238 91H237V95H233V97H232V101L230 102V103H233V98L235 99H241V103H242V110L239 108V106L238 107H234L233 108V106H232V104H225V106L227 107L228 105H229V107H228V109L227 110H229V111H227V112H234L235 114L236 113H238V111L239 112H241L240 114L238 113V115H242V116H235V114L233 113V114H231V112L229 113V116L227 115V114H225L226 113V111H225V113H224V111H222V110H225V109H221V108H224V107H221L222 105L224 106V104L223 103H226L227 102V100L226 99H228V96L227 95H229L230 96V88H232L231 87V85H229L230 86V88H229V86H228V88H225V90H223V92L225 91L226 92V94L227 95H225V93H223V92H221V90L220 91H218L219 89H220V87H221V85L223 84L222 83V80H223V82H224V80H225V77H226V75L228 74V72L230 73V68H227V67ZM245 66V67H246ZM81 67V68H80ZM96 67V68H95ZM167 67V68H166ZM178 67L180 68V69H178ZM182 67V68H181ZM185 67V68H184ZM196 67V68H195ZM216 69H215V68ZM227 69H226V68ZM238 69H237V68ZM243 67V66H242ZM24 68H27L26 67V65L22 68L21 67V69H20V72H26L25 74H27V76H29L28 78L30 79V80H32V81H30L33 85L35 84V79L33 78L32 79V76H33V74L31 73L30 74V71H29V69L27 68V70H25ZM90 68H91V71H90ZM160 68V69H159ZM169 68V69H168ZM177 68V69H176ZM201 68V69H200ZM212 68V67H211ZM23 69V70H22ZM81 69H82V71H81ZM166 69H168V70H166ZM199 69V70H198ZM215 69V70H214ZM220 69H222V70H220ZM78 70V71H77ZM229 70V71H228ZM87 71H90V75L89 74H86V72ZM148 71V72H147ZM167 73H166V72ZM176 71H178V72H176ZM228 71V72H227ZM29 72V73H28ZM183 72H184V74H185V76H184V74H183ZM206 72V73H205ZM85 73V74H84ZM175 73H177V74H175ZM182 73V74H181ZM223 73V75H221ZM234 73V74H235ZM243 73V72H242ZM254 73V74H253ZM252 74L253 75H251V73H249V75H251V76H254L255 75V77H260V76H256V74H255V72H253ZM47 73H45L44 74V76L46 75ZM181 74V75H180ZM231 74V75H232ZM233 74V75H234ZM236 74L234 75V76H236ZM88 75V76H87ZM105 75H106V77H105ZM176 75V76H175ZM183 75V76H182ZM258 75V74H257ZM86 76V77H85ZM96 76H101V79H107L108 78V81H106V83H104L103 82V84H100V83H96V84H93L94 83V81L93 80H95L94 78L96 77ZM111 76V77H110ZM142 76V77H141ZM223 78H222V77ZM85 77V78H84ZM91 77V78H90ZM93 77V78H92ZM149 78V79H151L152 80V85H154V86H156L157 84H159V83H164V84H170V85H176V86H183L184 88H189V87H193V88H195V86H197L198 84H201V83H198L199 81H204L205 83H202L201 85H200V87L198 88V89H196V90H194V91H192V89H187V90H184L183 92L181 91V92H168V93H164V94H149V95H146V97H145V95H143V94H140V93H133L132 94V98H133V100H132V98L130 99V101L128 100V101H125V102H122L119 106H117V105H114V103L112 102L113 100H112V97H111V91H113V88L115 89L116 87L118 88V86L120 87V86H124V84H128V85H130L131 84V86H136L137 85V83L139 84L142 80V78ZM178 77V78H177ZM179 77H181V78H179ZM192 77V78H191ZM194 77V78H193ZM195 77H196V79H195ZM220 77V78H219ZM141 78V79H140ZM185 78V79H184ZM200 78H201V80H200ZM246 78H247V80H246ZM49 77L47 78V84H46V82H45V85H51L52 83H51V81H50V84H49ZM51 79V78H50ZM113 79V80H112ZM203 79V80H202ZM205 79V80H204ZM52 80V79H51ZM110 80V81H109ZM117 80V81H116ZM121 80H122V82H121ZM161 80H162V82H161ZM198 80V81H197ZM40 81V80H39ZM125 81V82H124ZM196 81H197V84H196ZM220 81V82H219ZM238 81V82H239ZM88 82V83H87ZM92 82V83H91ZM108 82V83H107ZM40 83H42V80L40 81ZM87 83V84H86ZM221 83V84H220ZM254 83V82H253ZM91 84V85H90ZM93 84V85H92ZM98 84H99V86H98ZM219 84H220V87H219ZM187 85V86H186ZM63 87V86H62ZM92 87V88H91ZM219 87V89H217ZM13 88H15V87H13ZM218 92H220L219 94H220V96L222 97V95H223V97H222V99L219 97V94L217 93V91ZM242 89H243V91H242ZM39 90V91H38ZM48 87H41L40 88V86H37V91L36 92H38V93H34L33 92V94L32 95H30L29 96V98H28V100H29V102H30V104H28V107H27V113H28V115H30L29 113L31 112L30 111V109H31V104H33V106H38V108H39V110H40V112H42V113H45V112H47V110H44L45 109V104H46V106L48 105V97H50L51 96V94H48ZM228 92H227V91ZM246 90V91H245ZM22 91V93L24 92V90H21ZM21 91H14L15 93V95L16 96H18V97H20L21 95L20 94H22L21 93ZM83 93H82V92ZM186 91V92H185ZM191 91V92H190ZM216 91V92H215ZM245 91V92H244ZM62 92V93H63ZM66 92V93H65ZM243 92V95L242 94H239V93H242ZM223 93V94H222ZM37 96H36V95ZM69 94V95H68ZM78 94H80V95H78ZM213 94H215L217 97H216V100L214 99L215 98V96H212ZM222 94V95H221ZM251 93L249 92L248 93V95H247V97L248 96H251L250 95ZM253 94V93H252ZM14 95V96H15ZM63 94H61L60 96H62ZM71 95V96H70ZM136 95V96H135ZM208 95H209V97H208ZM211 95V96H210ZM254 95V94H253ZM15 96V97H16ZM64 96H62L61 97V99H63V97ZM74 96V97H73ZM83 96H84V98H83ZM88 96V97H87ZM227 98H226V97ZM236 96H240V97H236ZM242 96V97H241ZM244 96V97H243ZM33 97V98H32ZM37 97H39V99L38 100H35V98H37ZM207 97V98H206ZM218 97H219V100H218ZM30 98H32V99H30ZM69 98V99H68ZM70 98H74L73 99V101H72V99H70ZM83 98V100H81ZM87 98V99H86ZM139 98V99H138ZM141 98V99H140ZM146 98V99H145ZM211 98V99H210ZM243 98V99H242ZM251 98V99H252ZM260 97H258V99H259ZM61 99H59V100H61ZM65 99V98H64ZM89 99V100H88ZM210 99V100H209ZM220 99H221V102H220ZM59 100H57V102H58V106L55 108L56 110H54L55 112H57V113H55V114H58L60 111H61V113H59L60 115H57L54 119H52V117L51 118H49V115L47 116V118H46V120H48V122H50L51 124H55L53 127H57V125H59L60 123H62L67 117V111H66V113H62V111H64V109H66L64 106H65V103L63 102V100L62 101H60L59 102ZM95 100V101H94ZM143 100V101H142ZM203 100V101H202ZM213 100V101H212ZM215 100V101H214ZM255 100V101H254ZM35 101V102H34ZM212 101V102H211ZM62 102V103H61ZM96 102V103H95ZM205 104H204V103ZM210 102V103H209ZM249 102H251V103H249ZM26 103H27V101H26ZM74 103V104H73ZM77 103V104H76ZM86 103V104H85ZM92 103V104H91ZM200 103L202 104V105H200ZM217 103V104H216ZM234 103H235V101H234ZM240 103V104H241ZM245 103H248V105L247 104H245ZM73 106H72V105ZM85 104V105H84ZM91 104V105H90ZM209 104V105H208ZM211 104H213L214 106L212 107L211 106ZM220 104V105H219ZM254 106V108H253V106ZM64 105V106H63ZM75 105H76V107H75ZM89 105V106H88ZM244 105H245V107H244ZM247 105V106H246ZM250 105H251V108H250ZM60 106V107H59ZM61 106H62V108H64V109H62L61 108ZM77 106H79L80 107V110H78V111H76L77 109H79V107H77ZM209 106H211V108H210V110H209ZM217 106H218V108H217ZM240 106V107H241ZM67 107V106H66ZM214 107L216 108V110H214ZM247 107V108H246ZM30 108V109H29ZM139 109V110H137L136 111V109ZM206 108H208V109H206ZM243 108H246V110L248 111V112H244L243 111ZM250 108V109H249ZM42 109H43V111H42ZM58 109V110H57ZM59 109H60V111H59ZM214 111H213V110ZM218 109V110H217ZM241 111H240V110ZM254 109V111H252V110ZM212 110V111H211ZM221 110V111H220ZM233 110H235V111H233ZM245 110V109H244ZM249 110H250V112H249ZM259 110V108L257 109V111ZM208 111V112H207ZM243 111V112H242ZM65 112V111H64ZM223 114H222V113ZM75 113V114H74ZM219 113H221L220 114V116H219ZM63 114V115H62ZM66 114V115H65ZM85 114V115H86ZM216 114H218V116H216ZM231 114V115H230ZM62 115V116H61ZM91 115V116H90ZM223 115V116H222ZM226 115V116H225ZM251 115V116H252ZM61 116V117H60ZM100 117V119H99V117ZM243 116V117H244ZM103 117V118H102ZM108 117H109V119H108ZM222 117H224V118H222ZM233 117V118H234ZM61 118V119H60ZM62 118H63V120H62ZM102 118V119H101ZM115 118V119H114ZM226 118H228L227 120H226ZM252 118V117H251ZM264 118V117H263ZM49 119H50V121H49ZM52 119V120H51ZM224 119V120H223ZM119 120V121H118ZM52 121V122H51ZM221 121V122H220ZM218 122V123H217ZM66 123H67V120L66 121H64L62 124H65L66 125ZM226 123H227V125H226ZM223 124V125H222ZM224 126H225V128H224ZM216 128H217V130H216ZM224 128V129H223ZM220 129H222L221 130V132H220ZM227 129V131H226V133H225V131L224 130H226ZM118 130V131H117ZM223 131V132H222ZM234 131V132H233ZM121 132V133H120ZM220 132V133H219ZM238 132V133H237ZM241 132V133H240ZM224 133V134H223ZM236 133V134H235ZM125 134V135H124ZM128 134V135H127ZM233 134V135H232ZM227 135H228V137H227ZM233 136V137H232ZM240 138H239V137ZM242 136V135H241ZM238 137V138H237ZM136 138V139H135ZM262 138V137H261ZM134 139V140H133ZM137 139H138V141H137ZM232 139H236V140H233V142H232ZM263 139H264V137H263ZM129 140V139H128ZM136 140V141H135ZM160 140H161V142H160ZM229 140V141H228ZM158 141H159V144H158ZM238 141V142H237ZM261 141V142H260ZM263 141V142H262ZM163 142V143H162ZM234 142H235V144H234ZM243 142V143H242ZM142 143V144H141ZM258 143L260 144L261 143V146L259 147V146H257L258 145ZM263 143V144H262ZM77 143L75 142V145H76ZM134 144H135V146H134ZM137 144V145H136ZM157 144L159 145V146H157ZM164 145V147H162V145ZM241 146H240V145ZM243 144V145H242ZM244 144H247V145H244ZM254 144V145H253ZM91 145H93V146H96V147H98V141H93L92 143H91ZM139 145H141L140 147H139ZM143 145V146H142ZM167 146V147H166ZM96 147H94V148H91V147H89L85 152H88V151H95L96 150ZM143 147H145V149L146 150H144V148ZM256 147H259V148H256ZM136 148H138V149H136ZM139 148H141V149H139ZM166 148V149H165ZM215 148H217V150L215 149ZM253 148V149H252ZM255 148V149H254ZM262 148V149H261ZM149 151H148V150ZM219 149V150H218ZM242 149V150H241ZM245 149V150H244ZM248 149V150H247ZM251 149V150H250ZM256 149H258V150H256ZM130 150V149H129ZM142 152H141V151ZM169 150V151H168ZM247 150V151H246ZM250 150V151H249ZM254 150H256L257 151V153L258 154H255L256 152L254 151ZM259 150L261 151V152H259ZM144 151V152H143ZM218 151V152H217ZM263 151V152H262ZM100 151L99 150H97V153H99ZM137 152V153H136ZM150 152V153H149ZM174 152V153H173ZM181 154H180V153ZM223 153V154H218V153ZM225 152V153H224ZM248 152V153H247ZM252 152H254V153H252ZM259 153H262V154H259ZM70 154V156L71 155H73V154H76V152L74 153H72V152H70L69 153ZM137 154V155H136ZM142 154H144V155H142ZM166 155V156H164V155ZM170 154H172V155H170ZM173 154H174V156H173ZM176 154V155H175ZM139 155H141L140 157H139ZM178 155V156H177ZM219 155H221V156H219ZM258 155V156H257ZM145 156V157H144ZM152 158H151V157ZM176 156V157H175ZM261 156V157H260ZM263 156V157H262ZM132 157V156H131ZM128 158L127 159V161L129 162V161H132L133 160V157L132 158ZM102 158V157H101ZM150 158V159H149ZM156 158V159H155ZM257 158V159H256ZM103 159V158H102ZM105 160L107 159V161L109 160V158H104ZM130 159H132V160H130ZM254 159V160H253ZM135 160V159H134ZM145 160V161H146ZM176 160V159H175ZM182 160V161H181ZM118 161H120V162H115V165H117L116 167L118 168V170H123V171H125L126 170V168H119L120 167V164H122L123 162H124V160L122 159V157L118 160ZM151 161V162H150ZM235 162V163H234ZM97 163L98 164H100L99 166L101 167V165L103 166H105V164H103V162H101V163H99V160L97 161ZM118 163H119V166H118ZM157 163V164H156ZM192 163V162H191ZM206 163V162H205ZM134 166H135V164H134ZM144 167V168H143ZM145 167H146V169H145ZM174 168V169H173ZM177 169V170H176ZM217 169V171H215ZM222 169V170H221ZM226 169V170H225ZM99 170H100V168H99ZM127 170H129V168H127ZM151 170V171H150ZM176 171V173H175V171ZM214 170V171H213ZM144 171H145V173H144ZM146 171H149V172H146ZM221 171V172H220ZM226 171L227 172H229L230 174H233L232 176L229 174V173H227L226 174ZM163 172H165V173H163ZM177 172H180V174L179 173H177ZM210 172V173H209ZM217 173V174H214V173ZM220 172V175H218V173ZM148 175H147V174ZM208 173V174H207ZM163 174V175H162ZM179 175L181 176L180 178H177V177H179ZM205 175V176H204ZM218 175V176H217ZM225 176V177H223L222 178V176ZM228 175V176H227ZM116 176H118V175H116ZM165 176V177H164ZM202 176V177H201ZM214 177V178H209V177ZM230 176V177H229ZM243 176V179L246 181H242V178L241 177ZM253 176H255L253 179L251 178V177H253ZM167 177V178H166ZM173 177V178H172ZM177 179H176V178ZM196 177H197V181H196ZM229 177V178H228ZM234 177V178H233ZM151 178V179H150ZM163 178H166L165 179V181H164V179ZM170 178V179H169ZM172 178V179H171ZM185 178H187L188 180H184ZM209 180V182H210V179H211V182L214 180V179H216V181L214 180L213 181V183H215V184H210L208 181H207V179ZM222 179V180H224L223 182H222V180H219V179ZM225 178V179H224ZM227 178V179H226ZM249 178H250V181H247L246 179H248L249 180ZM261 178V179H260ZM162 179V180H161ZM175 179V180H174ZM180 179V180H179ZM182 179V180H181ZM199 179V180H198ZM201 179L203 180V181H201ZM233 179H234V181H233ZM255 179V180H254ZM149 180H151V181H149ZM157 180H159L158 182H156ZM184 180V181H183ZM218 180V181H217ZM260 180V181H259ZM128 181H129V183H128ZM163 181H164V184L168 181L169 183V185H164V184H162L163 183ZM177 181H179V183H180V187L178 186L179 184H178V182ZM187 181V182H186ZM199 181H201L200 183H199ZM207 181V182H206ZM223 183H221V182ZM232 181V183H230ZM131 182H132V188H130V184H131ZM160 182H162V183H160ZM177 182V183H176ZM194 182V184L196 185H194V184H192ZM216 182H219V183H216ZM230 183V185H228L229 187H227V185H226V183ZM234 182H237V183H239L238 185H236V183H234ZM252 182V183H251ZM121 183V181L118 183V184H120ZM147 183H145L146 185H149V183L147 184ZM197 183V184H196ZM221 183V184H220ZM225 183V184H224ZM228 183V184H229ZM259 183H260V185H259ZM134 184H136V186L138 185V188H135L136 186L134 185ZM162 184V185H161ZM167 184V183H166ZM178 184V185H177ZM218 184V185H217ZM247 184V185H246ZM248 184H250V185H248ZM262 184V185H261ZM197 185H198V187H197ZM203 185V186H202ZM211 187H210V186ZM217 185L218 186V188H217V186L215 187V186ZM220 185V186H219ZM223 185V186H222ZM254 185V186H253ZM257 185V186H256ZM259 185V186H258ZM134 186V187H133ZM201 186V187H200ZM225 187L226 188V190H224L222 187ZM231 186H233L232 188H233V190L231 191L230 190V188H231ZM240 186H242V188L240 187ZM243 186H245V187H243ZM257 188H256V187ZM130 188L131 189V191H130V189H129V191H126V190H128L127 188ZM175 187V188H174ZM221 187V188H220ZM248 187H250V188H248ZM262 187V188H261ZM141 188V189H140ZM173 188H174V190H173ZM177 188H178V190H177ZM227 188H228V193H226V195H225V191L227 192ZM231 188V189H232ZM237 188V189H236ZM168 189V190H167ZM141 190H143V191H141ZM171 190H173L172 192H176L177 191V195H178V198H179V200H178V198L177 199H175L176 197H174L175 195V193H172V192H170ZM126 191V192H125ZM179 191V192H178ZM220 191V192H219ZM152 192V193H151ZM122 193V192H121ZM170 193V194H169ZM233 195H232V194ZM234 193H235V195H234ZM148 194H152V195H150V197H149V195ZM172 194L174 195V196H172ZM180 194V195H179ZM220 194V195H219ZM223 196H222V195ZM229 194V195H228ZM231 194V195H230ZM243 194V195H242ZM226 196V198L227 197H230V196H232L233 198H229V199H231V200H229L230 201V203L229 204H227V203H225L224 201H222L221 199H219L220 198V196H222V197H224L225 198V196ZM180 196V197H179ZM145 197V198H146ZM153 199H152V198ZM244 198V199H242V198ZM163 198H165V199H163ZM240 200H239V199ZM163 199V200H162ZM262 199V200H261ZM220 200V201H219ZM236 200V201H235ZM238 200V201H237ZM245 200H246V202L248 203V206L250 207V205L251 206H253V207H248L246 204L247 203H245ZM249 200V201H248ZM254 200H255V202H254ZM155 201V202H154ZM161 201H164V202H162L161 203ZM176 201V202H175ZM179 201V202H178ZM223 203H225L226 204V207H224L225 206V204H223ZM233 201L236 203V204H234L233 203ZM242 201H243V203H242ZM252 201H253V203H254V205H253V203H252ZM221 204H220V203ZM231 202H232V204H231ZM237 202H238V204H237ZM257 202V203H256ZM7 203V202H6ZM217 203H219L218 205H217ZM241 203V204H240ZM245 203V204H244ZM261 204V206L262 207H260V209H258V210H256V208L257 207H255V204H256V206L258 205V204ZM241 206H240V205ZM243 204V205H242ZM231 205V206H230ZM236 205V206H235ZM245 205V206H244ZM156 206V207H155ZM160 206V207H159ZM230 206V207H229ZM236 207L235 209H233V207ZM238 206V207H237ZM239 206L241 207L240 208V210L241 209H243V211L241 210V212H240V210L239 211H237L238 209H239ZM259 206V205H258ZM185 207H187L186 208V210H184V208ZM227 207H229V208H227ZM231 207H232V209H231ZM243 207H245V209L243 208ZM246 207L249 209V210H252V208H253V213L255 212V215H256V217H258L256 220L254 219L255 218V216L253 215V213H251L252 211H249L248 212V209H246ZM238 208V209H237ZM255 208V209H254ZM230 209L232 210V211H230ZM131 210H133V208H131ZM164 210H165V212H164ZM230 211L229 213L227 212V211ZM236 210V211H235ZM254 210H256V211H254ZM261 210V211H260ZM223 211H225L224 213H223ZM234 211V212H233ZM259 211L261 212V214L263 215H260V213H259ZM262 211H263V213H262ZM137 213H141V212H139V210L138 211H136ZM189 212V213H188ZM237 212V213H236ZM243 212V213H242ZM244 212H246L247 214H250V215H252L251 217H250V215L248 216L247 214H245ZM259 214H257V213ZM163 213H165V218H164V216H161ZM238 213H239V215H238ZM160 216H159V215ZM219 214V215H218ZM245 215V217H244V215L243 216H241V215ZM191 215L192 216V218L190 217V218H188L189 216ZM237 215H238V217H237ZM258 215V216H257ZM184 216V217H183ZM241 216V217H240ZM249 217L248 219H244L245 221H247V222H245L244 220H243V218H246V217ZM260 216H261V219H259L260 218ZM170 219H169V218ZM175 217H178V220L179 221H181L180 223L178 222V220H177V218H176V220L175 219H173L172 220V222H171V218H175ZM180 217H182V218H186L185 220L187 221H185L184 219H182V218H180ZM169 219L168 221H170L171 223H167L166 221H167V219ZM180 218V219H179ZM251 218V219H250ZM164 219V220H163ZM166 219V220H165ZM192 219V220H193ZM196 219V220H195ZM249 219L251 220V222H253V221H255V224H254V226L252 225V224H250L251 222H249ZM254 219V220H253ZM161 220H163L164 222H163V224H162V222H161ZM226 220H228V221H226ZM242 220H243V222H244V224H243V222H242ZM253 220V221H252ZM259 220H262L261 222L259 221ZM196 221H198V222H196ZM158 222V223H157ZM182 222L184 223V224H182ZM221 222V223H220ZM225 222V223H224ZM228 222V223H227ZM232 222H235V223H237L238 224V222H239V224H238V227H234L236 230H238V228L240 227V229H245L246 231H243V232H241L243 235H244V233L245 232H247V233H245V237H246V239L248 240V242L246 243L243 239H245V237H243L242 238V235H241V233H240V235L241 236H238V238L236 237V239H234L233 238V236L235 237V234H236V230L233 232L232 230H234V228H231V229H228V230H230V231H227V230H224L225 229V227H227V226H231V225H234L235 223H233L232 224ZM249 222V223H248ZM257 222H259V223H257ZM167 223V224H166ZM175 223H178L177 225H173V224H175ZM202 223V224H201ZM227 223V224H226ZM240 223L242 224V225H244V227L241 225L240 226ZM245 223H247V224H245ZM160 224V227L158 226ZM180 224L182 225L181 227H186L185 229H183V228H181L180 227ZM200 224V225H199ZM223 224H224V226H223ZM248 224H250V225H248ZM258 224V225H257ZM156 225V226H155ZM163 225V226H162ZM179 225V226H178ZM211 225V226H210ZM212 225H213V227H212ZM218 225H219V227H218ZM245 225H247V229H246V227H245ZM175 226H177L178 228H180V230L177 228V227H175ZM250 226V227H249ZM252 226V227H251ZM165 227V226H164ZM172 227V228H171ZM175 228V230H176V232L177 231H179V232H181V230H183V233H178L180 236H183L184 235V232H186L185 233V235H187L188 237H190V236H193V237H190L191 239V243H195V244H191L190 242H189V238H186L185 236H184V239L186 238V240H184L183 242L185 243H183L182 242V244H180L179 245V243H178V237H176L177 235H175V230H174V228ZM211 227V228H210ZM216 227H218V228H221V230L222 231H220L219 229H217ZM260 227V226H259ZM177 228V229H176ZM204 228L206 229V230H204ZM213 228V229H212ZM215 228H216V231H218V232H220L219 234H218V232L217 233H213L214 231H215ZM224 228V229H223ZM171 229V230H170ZM207 229H209V231L207 230ZM173 230V231H172ZM212 230V231H211ZM214 230V231H213ZM171 231H172V233H171ZM202 231H204L205 232V235H203L204 234V232H202ZM206 231H208L207 233H206ZM215 231V232H216ZM226 231V232H225ZM154 232V231H153ZM170 232V233H169ZM212 232V233H211ZM222 232V233H221ZM228 232V233H227ZM233 233L232 235L230 234V233ZM190 234V236H189V234ZM210 233L212 234V236H209V237H207L208 235H210ZM167 234V235H166ZM168 234H170L172 237H171V239H168L167 241V245H166V243H164L165 242V239H166V237L167 236H169ZM208 234V235H207ZM230 234V235H229ZM238 234V233H237ZM236 234V235H237ZM175 235V238H173V236ZM230 237H229V236ZM239 235V234H238ZM203 236H205V237H203ZM216 235H215V237L218 239V237H217ZM161 237H162V235H161ZM203 237V238H202ZM207 237V238H206ZM214 237V238H215ZM241 237V238H240ZM177 238V239H176ZM172 239H173V241H172ZM175 239V240H174ZM188 239V240H187ZM193 239V240H192ZM197 239H199V241L201 242V243H203V244H201L200 242H198V240ZM222 239V238H221ZM221 239H220V241H221ZM239 239V240H238ZM170 240V241H169ZM219 240V239H218ZM243 240V241H242ZM185 241H187V242H185ZM221 241V244H224L223 242ZM241 241V242H240ZM172 242H174L173 243V245L171 244ZM243 242V243H242ZM245 242V243H244ZM252 242V241H251ZM177 243V244H176ZM190 245H189V244ZM198 243H200L201 245L199 246V244ZM237 243V245H239V246H237V245H235ZM241 243L243 244V246H242V248H241ZM253 243V242H252ZM255 243V242H254ZM164 244V245H163ZM168 244H170V245H168ZM175 244L177 245V246H175ZM197 244V246H198V248H196V245ZM247 244H249L248 246L250 247H247ZM160 245V244H159ZM160 245V246H161ZM188 246V247H186V246ZM191 245H193L194 246V249L192 248L193 246H191ZM172 246H175V247H172ZM180 247V249H178L177 247ZM182 246V247H181ZM183 246H184V248H183ZM234 246V247H233ZM254 246H255V244H254ZM256 246H257V248L258 247H260V246H258L257 244H256ZM230 249H229V248ZM238 247H239V249H241V252L244 254H241V252H239V249H238ZM162 248V247H161ZM161 248H159L158 249V251H160L161 250ZM164 248V247H163ZM162 248V249H163ZM170 248V249H169ZM175 248V249H174ZM187 248V249H186ZM195 248H196V250H195ZM207 248V247H206ZM243 248H245L244 250H243ZM253 248H255L256 250H257V248L256 247H253ZM261 248V247H260ZM260 248H258V250H260ZM174 249V250H173ZM182 249V250H181ZM192 249V250H191ZM203 249H202V251H203ZM8 250V249H7ZM7 250L5 251L6 253H5V255L7 254V256L9 255V257H6V256H2V258L4 259V260H9V262L11 263H13L14 264V262L13 261H16L15 259H13V260H11L10 261V252H8L7 253ZM64 250H68L67 248H64ZM198 250V251H197ZM256 250H251V251H254V254H256L255 253V251ZM256 251L257 253H259V251ZM9 251V250H8ZM170 251H172V253H170ZM187 251V252H186ZM235 251H237V252H235ZM244 251V252H243ZM197 252V253H196ZM263 253H264V250L262 251ZM174 253H175V255L177 256V258L175 257V255H174ZM186 253V255H184ZM235 253V254H234ZM252 253L253 252H250L249 254L250 255H252ZM263 253H261V250H260V254H263ZM0 254L2 255L3 253H2V251L0 250ZM174 255V256H173ZM181 255L182 256H184V258L182 259L181 258ZM208 255V254H207ZM249 255V256H250ZM173 256V257H172ZM196 255H194V257H195ZM201 256H203V257H199L200 259L202 258V260H201V262H199L200 260H199V258H196L197 260V262H198V264H205V262H206V264H217L218 262V264H220V261L217 259V257H214L213 256V252L212 253H210L209 254V256L210 257H208L206 260H205V256L203 255V254H201ZM185 258L186 260H184V263H183V261L181 262L182 264H196L194 261H195V258L193 259L192 257H189V258ZM212 257H213V259L214 258H216L218 261H216V259H214V261H212ZM245 257V256H244ZM244 257H243V259H244ZM6 258V259H5ZM9 258V259H8ZM11 258H13V257H11ZM178 258H180V259H178ZM211 259V260H209V262H208V259ZM242 258V257H241ZM247 258V257H246ZM175 259H177L179 262H176V260ZM194 260V261H192L191 262V260ZM248 259H250V257H248L247 259H244V260H241V261H243V263L245 264V263H247V264H249L250 262H252L251 260L249 261V262H246V260H248ZM205 260V262H203ZM240 261V262H241ZM245 261V262H244ZM194 262V263H193ZM222 262V261H221ZM235 262H236V259H235ZM238 262V261H237ZM171 263V264H172ZM180 263V264H181ZM222 263H226V262H224V260H223V262ZM221 263V264H222ZM242 262H241V264H243ZM253 263L255 264H264V262H260V261H253ZM3 264V263H2ZM6 264H9L8 262L6 263ZM236 264H238V263H236ZM240 264V263H239Z\"/></svg>",
    "mask_w": 264,
    "mask_h": 264
}]
</instances>
